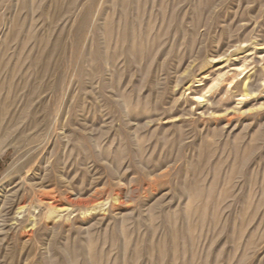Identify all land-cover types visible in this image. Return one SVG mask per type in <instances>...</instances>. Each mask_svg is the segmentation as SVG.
Segmentation results:
<instances>
[{"label":"rangeland","instance_id":"374dc122","mask_svg":"<svg viewBox=\"0 0 264 264\" xmlns=\"http://www.w3.org/2000/svg\"><path fill=\"white\" fill-rule=\"evenodd\" d=\"M0 264H264V0H0Z\"/></svg>","mask_w":264,"mask_h":264},{"label":"bare ground","instance_id":"6f19581e","mask_svg":"<svg viewBox=\"0 0 264 264\" xmlns=\"http://www.w3.org/2000/svg\"><path fill=\"white\" fill-rule=\"evenodd\" d=\"M44 202L50 204L53 208H57L59 207V201L54 198V197H51L50 195H45V196H42L41 198Z\"/></svg>","mask_w":264,"mask_h":264}]
</instances>
